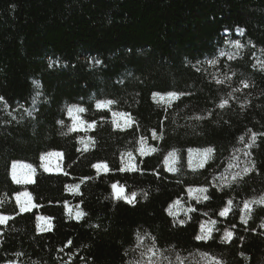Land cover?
<instances>
[{
    "label": "trees",
    "instance_id": "trees-1",
    "mask_svg": "<svg viewBox=\"0 0 264 264\" xmlns=\"http://www.w3.org/2000/svg\"><path fill=\"white\" fill-rule=\"evenodd\" d=\"M262 64L264 0H0V214L14 217L0 225V264H132L149 247L165 264L202 255L264 264V206L251 205L241 222L244 202L264 195ZM170 92L182 95L168 105L153 98ZM106 100L116 103L96 107ZM71 105L85 109L92 128L69 131ZM112 112L131 126L115 127ZM141 141L155 151L121 171L122 155ZM209 147L204 166L190 168L186 151ZM52 150L62 153L61 172L42 167ZM171 152L176 171L164 164ZM236 158L251 170L229 174ZM16 161L35 170L32 183L13 181ZM114 183L135 202L116 199ZM190 187L207 189L209 199H186ZM20 192L31 194L30 211L20 212ZM178 199L188 210L170 215ZM37 217L50 228L38 231ZM202 223L211 238L197 241Z\"/></svg>",
    "mask_w": 264,
    "mask_h": 264
},
{
    "label": "snow or ice",
    "instance_id": "snow-or-ice-1",
    "mask_svg": "<svg viewBox=\"0 0 264 264\" xmlns=\"http://www.w3.org/2000/svg\"><path fill=\"white\" fill-rule=\"evenodd\" d=\"M238 31L242 33L244 30L243 29H238ZM232 46L234 48H236L237 50L242 49L244 47L239 41H234ZM238 54H239V52H237V55ZM97 63H99V61H97ZM208 63L211 64V65H215L216 64V60L215 59L210 60V61H208ZM261 67L264 68V64H262ZM225 79H231V77H225ZM216 82L218 84H223L224 80L217 79ZM243 83H244V87H248L249 86L246 82H243ZM158 95H159V93H154L153 94L154 97H156ZM179 95H182V93L181 94H177L176 92L167 93L168 98L171 99V100L178 99ZM3 100H4V98L0 97V102H3ZM114 103H116V101H114V100L98 101L97 104H96V107L98 109L107 108L109 105H112ZM227 103H228L227 100H222L221 103L219 104V107L223 108V107L226 106ZM5 107H7L6 104H5ZM84 111H85L84 108L79 107L77 105H71V106L68 107L69 115H72L74 112H84ZM119 115H121L123 117V116H126L127 114L121 113ZM73 119H74V124H73V126L71 128H69V131L76 130L77 124L75 123V121L78 118L77 117H73ZM130 121H131V117H127L126 123H128V126H131ZM64 134L67 135V133H64ZM153 135L155 136V133H153ZM262 135H264V134H262ZM256 136H257L256 133L252 134V137H251L252 144L255 143ZM248 146L250 147L251 144H249ZM152 151H155V149H152ZM140 152H141L142 155L146 154L144 152L143 147L140 149ZM212 152H213V149L211 147L206 148L202 152H200L199 153L200 159H199L198 163L196 164V167H203L204 163L210 157ZM190 153H191V150H190ZM59 155H60L59 153H48L47 154V156H59ZM175 155L176 154L174 152L169 153L168 157L165 158L166 163H168L169 162V158H171V163L174 164L175 163ZM128 156L131 158V153H128ZM46 159H47L46 156H41V160L42 161L46 160ZM189 166L190 167L192 166L191 155H190V158H189ZM43 167H44L45 171H49L50 170L48 164H44ZM93 167L96 168L98 170V172L100 170H103L105 172L108 171V166H107V164H104V163L95 164V165H93ZM57 168H59V165H57ZM18 169H20L19 173L17 171ZM120 170L121 171H125V170L134 171L135 170V165L132 163V161L130 159L127 167L126 168L122 167ZM250 170L251 169H249V168H245L244 172L247 173ZM34 171L35 170L32 168L31 165L17 164L15 162L11 165V176H12L13 181L15 183H17V184L32 183L33 182L32 181V174H33ZM168 171H176V169L174 167L170 166V167H168ZM72 187H73V190H75V189L79 188V185H75V186H72ZM111 187L114 190V197L116 199H123V200H125L128 203H134L135 202L136 193H131L130 196H127V195H125L124 188L122 186H118L117 184L114 183V184H112ZM188 191L191 194L194 190L190 188V189H188ZM195 191H199L201 193H204V192H207V189L201 188V189H198V190H195ZM15 199H16L17 205L19 206V209H20L21 213L30 211L32 208L35 207V205L32 203V196L28 192L17 193ZM196 199L199 202V200L201 198L198 196V197H196ZM203 199L207 200V199H209V197L207 195H205V196H203ZM0 203H3V201H0ZM175 203H178V201L175 202ZM251 203H255L257 205L264 206V196H261L259 199L255 200L253 202H248V201L244 202V207L242 209V212L244 214L241 215V222L244 223V224H247V222H248V219H249L248 213L251 211V207H250ZM231 205H232V201L229 200L227 202V205L220 211L219 215L220 216H226L228 214V212L231 210ZM170 208H171V206H170ZM189 211H195V209H191L190 208ZM169 214L173 215V216L176 215L175 213H173L171 211L169 212ZM82 215H84V214L78 212L77 213V218L81 217ZM13 218L14 217L0 214V225L6 224L8 220L13 219ZM37 219L38 220H46L47 218L37 217ZM180 223L183 224L184 221H180ZM211 223L215 224L216 222L212 221ZM37 227H38V231L48 230L47 228L40 227L39 224L37 225ZM260 227L264 228V223H262L260 225ZM212 230L213 229L208 227L205 223H202L200 225V233H198L195 236V239L197 241H206V240L210 239ZM232 238H233V232L225 229L224 234L221 237L222 241L225 242V243H228V242H230L232 240ZM138 239H139L140 243L143 242V238L142 237H138ZM17 255H20V254L17 253ZM141 255L147 257V264H154V261L152 260V257L156 255V251H155L154 247L147 248L145 250V252L141 253ZM7 264H16V262L15 261H8ZM135 264H142V262L141 261H136ZM180 264H183V261H180ZM214 264H221V262L219 260H215V258H214Z\"/></svg>",
    "mask_w": 264,
    "mask_h": 264
},
{
    "label": "rangeland",
    "instance_id": "rangeland-1",
    "mask_svg": "<svg viewBox=\"0 0 264 264\" xmlns=\"http://www.w3.org/2000/svg\"><path fill=\"white\" fill-rule=\"evenodd\" d=\"M153 98H154L155 101L163 103L165 105H168V104H170L172 102V100L168 98L167 94H159L156 97L153 96ZM119 114H121V113H117V112H112L111 113V118H112V122H113L114 126L118 127V128L129 127L128 123H126L127 117H129V116L126 115V116L122 117ZM67 116L70 118V126L71 127L74 124L73 117H77L78 118L75 121V123L77 124L76 131H85V130H88V129L92 128V124H87V123H85L82 120L81 112H74L72 115H69L68 108H67ZM130 124H132V120L130 121ZM88 147H89V141L88 140H83L81 142V148L82 149H86ZM142 147H143L144 152L146 154H149L152 151V149H153L151 146H148L143 141H141L139 146L137 147L135 153L128 152V153H131V158L128 156V153H124L122 155V159H121L122 167L126 168L130 159H131L132 163L135 165L134 160H135L136 156H144V155H146V154H143V155L141 154L140 149ZM190 150H191V153H190ZM190 150L186 151L188 166H189V158H190V155H191L192 166L191 167L189 166V167L193 168V169L199 168V167H196V164L198 163V161L200 159L199 153L202 152L204 149H190ZM48 153H59L60 155L59 156H47ZM42 156H46L47 157L46 160H43V161L41 160L42 167H43L44 164H48L49 169H50L48 172H52V173L53 172L54 173L61 172V170H62V153L60 151L52 150V151L44 153V155H42ZM166 157H168V155ZM176 159L177 158H176V155H175V163L174 164L171 163V158H169V162L168 163H166V161L164 160V164H165V167H166L167 170H168V167H170V166L175 168ZM15 163H17V164H25V163L17 162V161ZM96 164H99V163H96ZM57 165H59V168H57ZM245 166H246V161L240 162V160L236 158L229 165V168H228L229 171H230L229 174L234 175L235 172H238L241 168H245ZM94 169L98 172V170L96 168H94ZM17 171L19 173L20 169H18ZM101 172H105V171L100 170L98 173H101ZM225 179H227V178H225ZM32 180H33V174H32ZM190 188L194 190L191 194L188 191V189H190ZM190 188H187V190H186V194H185L186 199H196V197H198V196L200 198H202L204 196V193H201L199 191H195V190L201 189L202 187H190ZM69 191L71 193H76L78 191V189L73 190V187H71L69 189ZM20 193H22V192H20ZM15 197H16V195L14 196V199H15ZM15 201H16V199H15ZM177 201H178V203H175ZM253 201H255V200H253ZM253 201H250V202H253ZM253 204H255V203H251L250 207ZM170 206H171V208H170ZM170 206H169L168 211L169 212L171 211V212L175 213L176 215H178L180 213H183V212H186L188 210L187 207L184 206L183 202L181 200H179V199L175 200ZM66 210L68 211V213L71 216L77 218V213L79 212L77 209L69 207V206H66ZM38 224L40 225V227L47 228V229L50 228V221L48 219H46V220H38ZM205 224L208 227L211 228L210 224H208V223H205ZM142 252H144V251L140 250V249L136 250L135 258H134V261L132 262V264H135L136 261H141L142 264H147V257L146 256H142L141 255ZM152 260L154 261V264H165L156 255L152 257ZM175 264H180V262H177ZM183 264H214V258L209 257L207 255H202L200 257V259L198 261H195L194 263H189V261H184Z\"/></svg>",
    "mask_w": 264,
    "mask_h": 264
}]
</instances>
